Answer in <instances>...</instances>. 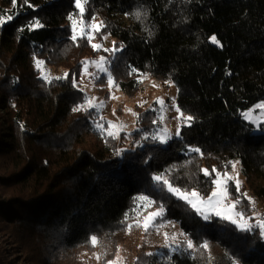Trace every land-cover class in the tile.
Instances as JSON below:
<instances>
[{"label":"trees","instance_id":"1","mask_svg":"<svg viewBox=\"0 0 264 264\" xmlns=\"http://www.w3.org/2000/svg\"><path fill=\"white\" fill-rule=\"evenodd\" d=\"M76 12L75 0H0V237L30 264H52L93 236L112 240L114 251L126 239V216L146 195L165 209L158 221L178 222L196 245L191 257L174 254L173 264H264L258 229L204 221L153 180L162 175L207 197L212 169L223 174L239 160L243 190L264 204V124L256 129L242 118L264 101V0H88L85 18L103 21L98 37L109 34L120 49L110 68L121 92H141L145 76L170 80L177 107L194 117L165 147L145 143L119 154L121 137L106 136L95 111H74L85 96L73 80L96 56L87 39H71ZM36 20L43 27L30 28ZM36 61L67 78L44 79ZM153 120L151 111L137 117L143 130ZM227 191L249 217L244 195L232 182ZM205 242L227 259L210 262L199 247ZM3 257L0 264H13ZM137 264L166 261L141 254Z\"/></svg>","mask_w":264,"mask_h":264},{"label":"rangeland","instance_id":"2","mask_svg":"<svg viewBox=\"0 0 264 264\" xmlns=\"http://www.w3.org/2000/svg\"><path fill=\"white\" fill-rule=\"evenodd\" d=\"M76 9V14L72 16L77 20V34L79 35L82 22L79 18L80 9L77 7ZM96 23L99 24L100 21L97 19ZM70 26L72 30L71 20ZM98 34L100 33L95 34V38L90 43L102 44L103 49H113L114 40L109 36V34H101L99 37ZM105 35L107 36V39H102L101 37ZM103 49L99 51L95 50V58L86 59L85 61H98L101 56L112 61L114 56L112 55L111 51H104ZM35 66L40 72L41 77L44 78L46 76L47 80L57 77H64L66 74L63 69L51 68L46 66L44 63L38 67L37 61ZM89 71L94 72L95 68L90 67ZM82 72L83 67L81 68L79 78L76 81L79 85L76 88L83 92L84 96L94 98V103L100 104L103 102L104 104V107L99 110L90 109L89 106L85 104L83 110H93L96 112L99 123L103 125V129H99L103 131L106 136L108 135L104 129L113 131L116 134V139H120L121 137V145L118 149V154L141 148L145 143L158 144L165 147L171 140L179 137L176 136L177 128L179 127V129H181L183 126H186L183 123L182 118L180 120L176 118L179 114L172 106L173 101L177 106V90L172 83L169 84L163 81H157L146 76L141 77V80L143 81L142 91L132 96H128L121 92L117 85L114 84L110 87L107 83L106 74H100L99 79H92L87 75L82 76ZM158 99L164 100L163 113L161 112L160 105L156 103ZM260 103H264V101H261L257 104ZM256 105L243 112L242 118L246 123L254 126L257 129L260 125L264 124L261 122V120H264V117L261 116V110L255 108ZM150 111L154 113L156 122L154 123L153 128L149 130H143L145 127L137 123V117L139 114ZM245 113H248L247 117L245 116ZM161 115H163V119H160ZM106 122H111L113 125L117 126L123 125V127L108 129ZM137 133L139 136L135 137V134ZM153 135L157 136L158 139L153 140ZM165 136L169 137L166 143H160L159 138H163ZM235 162H238L236 163L235 171H233L231 167L227 173H229L234 178H236L238 175V180L240 182L239 192L243 195L247 194V197H250L253 201H255L254 206L250 204L251 211L249 218L251 219L249 220V223L251 225V229H258L260 232V229L256 227V223L257 219L264 217V204L254 198L247 191L243 190L244 180L241 173V164L239 160L233 161V163ZM215 177L216 173L214 175V179ZM229 182H232L236 187L235 179L226 181V187L228 186ZM216 190V185L214 184L210 195ZM232 203L233 201L230 200L229 195H227V197L221 202V210H227V207ZM141 205H143V207H141ZM156 210L157 208H155L153 204L148 206L147 202L138 201L136 199V202L128 215L129 221L130 223H135L133 218H137L140 220L141 224H143L145 222L144 217H146L148 213L154 212ZM205 212L208 213L210 219H221L217 217L209 208H205ZM197 215L204 221H207L200 214L197 213ZM165 234H167L169 238V243H172L171 237L173 236L176 237V242L181 244L185 238L189 239L180 228L178 222H160L157 220L156 227L150 228L147 233L144 232L142 227H133L130 233H126V239L124 243L119 244L114 251L112 247V240L96 237L98 243L95 246H93L92 242L89 247L80 246L76 250L67 253V255L63 256V258L59 259L58 261H54L52 264H108L109 261H114V264H137L138 256L141 254L168 252V249L165 248ZM262 237L264 238V235H262ZM207 245L208 248L206 251L208 253V259L210 262L214 260L219 261L221 259H227L224 251L221 250L217 245L213 243H207ZM195 250L190 252L185 251L183 253L177 254L181 257H191ZM0 253L4 255L3 258L6 262L13 264H30L28 261L23 260L24 257L19 245L13 243L11 244L10 240L6 242L2 237H0Z\"/></svg>","mask_w":264,"mask_h":264},{"label":"snow or ice","instance_id":"3","mask_svg":"<svg viewBox=\"0 0 264 264\" xmlns=\"http://www.w3.org/2000/svg\"><path fill=\"white\" fill-rule=\"evenodd\" d=\"M13 2L15 3V0H13ZM25 2H27V0H25ZM87 3H88V0H75L76 7L80 9L79 18H80V21L82 22V26L80 27L79 35L77 34V20L74 19L73 16H71V15L69 16V20L72 21V31H73V35H72L71 39L74 42H76L78 40V38L79 39H87L89 42H91L95 38V34L100 33L102 31V29L105 27V24L103 21H100L99 24L96 23V20H97L96 16H91V17L85 19V6ZM136 15H137V17H139L140 13L137 12ZM12 18H13L12 16H8L9 20H11ZM29 27L30 28L43 27V25L40 24V22L38 20H36L32 24H30ZM101 38L107 39V36L105 35V36H102ZM210 39H211L212 43L217 44V45L220 44V42L217 40V37L215 35H213ZM91 46L94 50H97V51L103 49L102 44H92ZM103 50L104 51H111L112 55L115 56V53L117 51H119L120 49L114 45L113 49H111V50H108V49H103ZM111 63L112 62L110 60H108L106 57H103V56H101L98 61H84V62H82L83 72L81 75L82 76L87 75L92 79H99L100 74H106L107 83L111 87L115 84V81H114V78H113V75L111 72V68H110ZM41 64H43L42 61H37L38 67ZM90 67L95 68V71L90 72L89 71ZM136 72H137V69H135L134 67H132L130 69V74H133ZM67 75L68 74L66 73L65 77H63V78H67ZM44 78L47 79L46 76ZM56 79H61V77H57ZM140 82H142V81H140ZM166 83L171 84L172 82L169 80V81H166ZM73 85L75 87L79 86L75 79L73 80ZM156 103L158 105H160L161 112L163 113L164 100L158 99ZM85 104H87L90 109H96V110L102 109L104 107L103 102H101L100 104H96V103H94V98H89V97L85 96L84 103L80 104L76 108H74V111L82 110L84 108ZM172 106L175 108L176 112L179 114L176 118L178 120H180L182 118L183 123L186 126L190 127L191 121L194 120V117L191 115L185 116L184 113L181 112L180 108L175 105L174 101H173ZM255 108L260 109L261 110V116L264 117V103L257 104L255 106ZM247 115H248V113H245L246 117H247ZM160 119H163V115H161ZM155 122L156 121L153 120V123H155ZM261 122L264 123V120H261ZM106 123H107L108 129L123 127V125H120V126L113 125L111 122H106ZM97 127L103 129V125L100 124L99 122L97 123ZM104 130L106 131L108 136L116 138V134L113 131H108L107 129H104ZM180 135H181V133H180V129L178 127L177 131H176V136H180ZM168 138L169 137H167V136H165L163 138H159V142L162 144L166 143ZM152 139L156 140V139H158V137L153 135ZM188 150L190 152H193V153H200V151H201L198 147H191ZM236 163H238V162L232 163V165H231L233 171H235V169H236ZM202 171H203V174L205 176L211 175V173L207 169H203ZM212 172L216 173V177H215V179H213L212 182L216 185L217 190L213 191L210 196H207V198L201 196V193L195 188H193L191 190H186V189L175 186L170 180L165 179L164 176H162V175L154 176L153 180L157 184H160L162 187H164L168 193L176 196L178 199H182L185 202H187L198 214L203 216V218L205 220L210 219V216L208 215V213L205 212V208H209L214 212V214L217 217L235 225L239 230L250 231L251 225L249 223V220L251 218L247 217L244 212L236 210L237 205L239 204V200L233 201V203L227 207V210H221V208H220L222 200L225 199L228 195V191H227V187H226V181L235 179L236 191L239 192L240 182L238 180V175L236 178H234L227 172L221 174L216 169H212ZM244 197L248 200L249 204H251L253 206L255 205V201H253L250 197H247V194H244ZM137 200L147 202L148 206H151L152 204L155 203L154 200L149 199V197L146 195H142V196L137 197ZM141 207H143V205H141ZM164 211H165V209H164L163 205L162 204L159 205L156 211L150 212V213H148V215L146 217H144L145 222L143 224H141L140 220L137 218H133L135 220V223H127V220L129 218L126 216L125 223L127 224V227H126L125 231L130 233V231L133 227H142L144 232L147 233L150 228L156 227V221L159 220L163 216ZM256 227H258L260 229L261 235H264V217H260L259 219H257ZM182 235H183V233H182ZM168 240H169V238H168L167 234H165V248L168 249L167 253H165V252L147 253L146 255L158 256L162 261H166V264H173L174 254L183 253L185 251H189V252L194 251L196 248V245H194V243L191 239L185 238V240L183 241L182 244L176 242L175 236L171 237L172 243H169ZM91 242H92L93 246H95L98 243L97 238L95 236H93L91 238ZM199 247L201 249L207 250L208 245L205 242V243L199 245ZM108 264H114V261H109Z\"/></svg>","mask_w":264,"mask_h":264}]
</instances>
